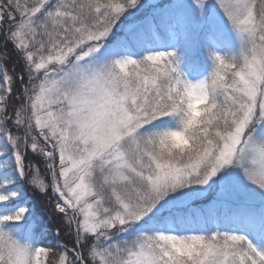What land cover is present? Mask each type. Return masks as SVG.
<instances>
[{
	"label": "snow or ice",
	"instance_id": "1",
	"mask_svg": "<svg viewBox=\"0 0 264 264\" xmlns=\"http://www.w3.org/2000/svg\"><path fill=\"white\" fill-rule=\"evenodd\" d=\"M0 264H264V0H0Z\"/></svg>",
	"mask_w": 264,
	"mask_h": 264
},
{
	"label": "rangeland",
	"instance_id": "2",
	"mask_svg": "<svg viewBox=\"0 0 264 264\" xmlns=\"http://www.w3.org/2000/svg\"><path fill=\"white\" fill-rule=\"evenodd\" d=\"M40 203H41L42 208L44 209L46 215L49 216V217H51V215H50L51 212L48 213L47 209L45 208V205L50 204V203H48L47 198H45V197H40ZM49 206H50V208H52V219L57 221L58 218H57V216L54 214L53 206H52L51 204H50ZM53 226H54V225H53V223L51 222V227L54 229ZM52 235H53V237L55 236L54 231H53Z\"/></svg>",
	"mask_w": 264,
	"mask_h": 264
},
{
	"label": "trees",
	"instance_id": "3",
	"mask_svg": "<svg viewBox=\"0 0 264 264\" xmlns=\"http://www.w3.org/2000/svg\"><path fill=\"white\" fill-rule=\"evenodd\" d=\"M49 205L50 204L45 205V208L47 209L48 213L51 212V214H50L51 215L50 221L53 223V225H54L53 227L55 228L56 227V224H57V221L52 219V208H50Z\"/></svg>",
	"mask_w": 264,
	"mask_h": 264
}]
</instances>
